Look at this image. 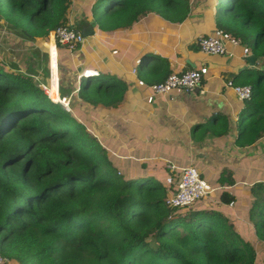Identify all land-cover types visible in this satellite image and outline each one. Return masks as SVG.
Returning <instances> with one entry per match:
<instances>
[{
	"label": "trees",
	"instance_id": "1",
	"mask_svg": "<svg viewBox=\"0 0 264 264\" xmlns=\"http://www.w3.org/2000/svg\"><path fill=\"white\" fill-rule=\"evenodd\" d=\"M74 0H5L6 20L29 39L68 26ZM217 27L240 38L264 58V0H228ZM3 5V4H2ZM0 4V9L1 6ZM91 23L102 33L133 26L148 13L182 23L189 0H97ZM3 14V13H2ZM52 43L51 45H53ZM82 44L58 45L60 65ZM164 61V60H162ZM146 62V61H145ZM143 66V61L141 62ZM88 75H92L89 72ZM169 76V75H168ZM165 75L157 82L168 77ZM239 139L245 147L264 136V73L248 83ZM127 83L102 75L82 80L79 99L118 109ZM45 93L29 75L0 63V253L17 264H255L254 242L211 202L168 208L170 186L153 178L127 179L111 151L90 132L76 109ZM233 182V181H232ZM250 212L256 238L264 244V184ZM212 195V194H211ZM210 197V196H209ZM225 204L234 197L223 192Z\"/></svg>",
	"mask_w": 264,
	"mask_h": 264
},
{
	"label": "crops",
	"instance_id": "2",
	"mask_svg": "<svg viewBox=\"0 0 264 264\" xmlns=\"http://www.w3.org/2000/svg\"><path fill=\"white\" fill-rule=\"evenodd\" d=\"M96 1L74 0L68 26L91 23V8ZM189 1L191 11L182 23L148 13L133 26L114 33H102L94 25L83 27L82 33L83 29L91 28L92 34L85 37L79 50L68 53L70 57L64 51L61 65L57 50L60 91L56 85V51L50 35L29 39L23 29L6 20V12L0 9V63L9 72L31 76L40 87L52 85L50 93L62 103L68 102L72 112L79 111L81 121L89 129L99 131L94 136L101 137V141L113 140L117 134L109 128L110 124L120 114L127 115V155L114 152L115 147L108 148L115 167L125 171L127 179L153 178L165 187L169 186L166 183L169 163L179 169L196 168L216 189L208 198L210 208L222 212L259 248L262 242L256 238L250 212L259 195L255 185L264 184V136L253 145L242 147L237 143L247 102L241 101L226 83L250 86V81L264 73V58L252 52L244 56L243 48L232 45L228 49L233 56L201 53L197 39L211 36L218 29L217 5L215 0ZM249 56L257 58L255 66L247 62ZM67 58L71 59L68 66ZM151 64L155 66L150 68ZM204 66L209 74L194 93L159 96L138 83L143 80L151 85L150 82L165 75ZM105 74L127 83L124 101L118 109L94 107L78 97L83 79ZM223 192L234 197L233 207L222 202ZM259 192L264 198V192ZM10 260L11 264H17Z\"/></svg>",
	"mask_w": 264,
	"mask_h": 264
},
{
	"label": "built area",
	"instance_id": "3",
	"mask_svg": "<svg viewBox=\"0 0 264 264\" xmlns=\"http://www.w3.org/2000/svg\"><path fill=\"white\" fill-rule=\"evenodd\" d=\"M51 42L54 43L55 57L58 59L57 50L58 45H75L83 44L85 37L81 31H78L69 26L59 27L55 31L50 32ZM243 48L244 56L251 54V50L244 46L240 38L233 37L231 34L217 29L211 36H201L197 39V47L199 51L209 56H233L229 52L228 46ZM50 71L53 73L52 54L50 57ZM140 63V62H139ZM58 78H56V85L60 91L59 83V68L56 66ZM137 70H134V74ZM209 74L208 67L204 66L199 69L189 70L180 74H170L165 81L161 83L147 85L143 80H139L140 86H148L154 95L159 96H173L179 93H194L197 92L202 85L203 80ZM226 86L234 91L241 101H248L252 97L251 86L236 85L233 81H228ZM45 93L53 100L50 90L51 85L42 84ZM67 111H71L68 102H60ZM169 177L166 183L170 186V191L167 195L166 206L168 208H185L191 207L200 200L209 198L215 192V188L205 180L200 172L193 167L177 168L173 164H168ZM234 206V202L230 203V207ZM0 264H11L8 257L0 253ZM259 264V263H255Z\"/></svg>",
	"mask_w": 264,
	"mask_h": 264
},
{
	"label": "rangeland",
	"instance_id": "4",
	"mask_svg": "<svg viewBox=\"0 0 264 264\" xmlns=\"http://www.w3.org/2000/svg\"><path fill=\"white\" fill-rule=\"evenodd\" d=\"M4 1L5 0H0V4L1 5L3 4L1 6V9L4 12H6L7 11V8H6V5H5ZM215 2H216V5H217V17H218V15H219L218 13L220 12V9L225 10L226 8H228L229 5H230V1H228V0H215ZM215 8H216V6H215ZM51 46L54 47V45H51ZM69 55L70 54H67L68 57H70ZM69 63H71V59L70 58H67L66 65L68 66ZM154 66H155L154 64H151L150 65V68H153ZM108 75H110V74H105V76H108ZM106 117L107 116H105L104 119ZM91 119H92V116H91ZM110 126H112V127H109V128L115 129L117 135L115 136V138L113 140L112 139H108V141H102V144L104 146H106L107 148H109L110 150L113 147H115V149H117V151L112 149L114 152H118L119 154L124 155V156L127 155V115L125 116L124 113L123 114H120L119 117H116V121H114L113 123H111ZM90 132L92 134H94V135L99 134V131H97V130L90 129ZM101 139L102 138L100 137V140ZM114 157H116V156L114 155ZM119 172L123 175L125 171H122V169H119ZM162 184H163V186H165V184L163 182H162ZM257 245H260V243L257 244ZM262 246H263V244L261 243V245L259 246V248L256 247V249L258 248L257 252H258L259 262L261 264H264V252H262V250L264 251V249L262 248ZM10 256L11 257H14L13 258L14 261H17L13 252H10Z\"/></svg>",
	"mask_w": 264,
	"mask_h": 264
},
{
	"label": "water",
	"instance_id": "5",
	"mask_svg": "<svg viewBox=\"0 0 264 264\" xmlns=\"http://www.w3.org/2000/svg\"><path fill=\"white\" fill-rule=\"evenodd\" d=\"M93 30L91 28H85L83 29V36L84 37H89L92 34ZM247 62L251 66H255L257 64V58L255 56H249L246 58Z\"/></svg>",
	"mask_w": 264,
	"mask_h": 264
},
{
	"label": "bare ground",
	"instance_id": "6",
	"mask_svg": "<svg viewBox=\"0 0 264 264\" xmlns=\"http://www.w3.org/2000/svg\"><path fill=\"white\" fill-rule=\"evenodd\" d=\"M53 43V42H52ZM56 60H57V63H58V59L56 58ZM51 89H52V85H51Z\"/></svg>",
	"mask_w": 264,
	"mask_h": 264
}]
</instances>
